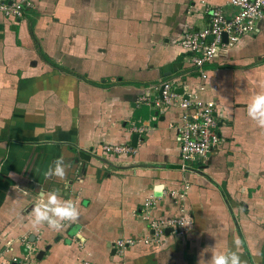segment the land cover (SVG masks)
<instances>
[{
  "label": "crops",
  "instance_id": "0c3cea01",
  "mask_svg": "<svg viewBox=\"0 0 264 264\" xmlns=\"http://www.w3.org/2000/svg\"><path fill=\"white\" fill-rule=\"evenodd\" d=\"M33 2L19 21L0 12L5 255L23 256L29 243L35 264H197L205 249V259L212 247L235 251L238 238L242 264H264V130L247 116L251 98L264 92V21L207 67L203 95L217 103L223 146L206 163L183 170L177 129L170 128L182 122L183 111L155 102L170 80L197 92L202 82L178 43L186 31L209 25L207 8L231 18L230 0ZM107 145L130 151L113 156ZM61 156L70 165L66 178L47 179ZM182 184L190 190L177 204L169 193ZM41 191L72 200L80 219L60 229L34 226ZM153 197L156 216L187 215L193 225L183 235L170 229L158 243L113 255L115 241L147 236L140 214Z\"/></svg>",
  "mask_w": 264,
  "mask_h": 264
},
{
  "label": "built area",
  "instance_id": "2783aa9c",
  "mask_svg": "<svg viewBox=\"0 0 264 264\" xmlns=\"http://www.w3.org/2000/svg\"><path fill=\"white\" fill-rule=\"evenodd\" d=\"M229 3L236 10L231 18L220 8H207L204 14L209 18V25L197 31H186L178 43L183 53L189 55L190 64L202 82L196 87L197 92L189 90L188 85L181 86L178 81L170 80L161 84L162 99L155 102L156 107L161 110L164 106H177L183 111L182 122L170 124V128L177 129L176 141L183 170L206 163L209 156L220 151L223 146L217 103L213 98L203 95L209 89L205 83L208 79L207 67L221 51L234 48L244 37L256 34L258 22L264 21V0H230ZM33 8V0H0V12L13 21L23 19L26 12ZM225 34L227 41L224 40ZM177 88H182L183 93H176ZM143 101H148V98ZM158 116L159 114L154 120L158 119ZM104 151L113 156H121L128 153L130 148L107 145ZM189 190L188 184H182L180 189L172 190L169 196L175 203H182ZM157 201L158 199L153 197L142 205L140 218L147 224V236L115 241L111 247L116 250V254L122 256L129 248L140 243L145 246L158 243L165 237L168 229L183 235L193 225V220L187 215L156 216ZM183 211L184 207H181V212ZM185 224L190 225L184 226ZM9 247L10 244H7L0 249V264H28L34 259V250L29 243L24 246L27 253L20 257H7L5 252Z\"/></svg>",
  "mask_w": 264,
  "mask_h": 264
},
{
  "label": "clouds",
  "instance_id": "9594fccd",
  "mask_svg": "<svg viewBox=\"0 0 264 264\" xmlns=\"http://www.w3.org/2000/svg\"><path fill=\"white\" fill-rule=\"evenodd\" d=\"M247 116L255 122L256 126L264 130V92L255 94L247 104ZM70 165L66 164L61 156L57 158L52 166L44 173L47 179L57 178L64 180L67 175V169ZM33 225L40 226L47 224L52 229H60L64 222H77L80 219V211L72 200H64L58 192L39 193V200L32 209ZM185 224L184 226H189ZM241 240L234 239L235 251L227 253L215 252L214 248L209 259H205L208 249H205L199 255L197 264H242L239 254Z\"/></svg>",
  "mask_w": 264,
  "mask_h": 264
},
{
  "label": "water",
  "instance_id": "95a60500",
  "mask_svg": "<svg viewBox=\"0 0 264 264\" xmlns=\"http://www.w3.org/2000/svg\"><path fill=\"white\" fill-rule=\"evenodd\" d=\"M209 40L211 41L212 38H210ZM224 40L227 41V35H226V34L224 35ZM182 62H183V57L181 56V57L178 59V61H177V65H178V67L181 68V66H182ZM162 91H163V87L160 88V92H159V94H160L161 97H162ZM176 93H178V94H182V93H183V89H181V88H180V89H176ZM221 125H222V122L219 123V126H221ZM137 140H138V137H137V136H134V137H133V141H137ZM170 231H171V230L168 229V230H166V233L168 234ZM115 253H116V250L113 249V250H112V254L114 255ZM43 254H44V252H41V253H40V255H39V259H42Z\"/></svg>",
  "mask_w": 264,
  "mask_h": 264
},
{
  "label": "rangeland",
  "instance_id": "374dc122",
  "mask_svg": "<svg viewBox=\"0 0 264 264\" xmlns=\"http://www.w3.org/2000/svg\"><path fill=\"white\" fill-rule=\"evenodd\" d=\"M37 262V260H32V261H29L28 264H35Z\"/></svg>",
  "mask_w": 264,
  "mask_h": 264
}]
</instances>
